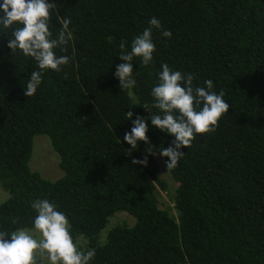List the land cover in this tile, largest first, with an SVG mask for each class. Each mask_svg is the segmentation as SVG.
<instances>
[{"label": "trees", "instance_id": "16d2710c", "mask_svg": "<svg viewBox=\"0 0 264 264\" xmlns=\"http://www.w3.org/2000/svg\"><path fill=\"white\" fill-rule=\"evenodd\" d=\"M48 2L54 37L57 16L71 19V39L56 49L71 59L48 70L34 96L23 87L35 65L7 48L13 29L0 35V188L9 195L0 230L31 227L30 202L47 198L82 247L96 249L90 264H264V0ZM153 16L172 37L153 31V62L133 61L137 87L129 96L113 76L120 46L130 50ZM162 63L192 74L193 87L211 79L231 106L169 171L159 152L172 137L150 121L137 149L122 139L132 127L126 111L148 116L140 105L151 103ZM36 136L49 141L60 179L31 171ZM145 157L146 167L132 164ZM158 159L176 185L173 213L159 209L168 187ZM116 213L133 225L117 224L103 237Z\"/></svg>", "mask_w": 264, "mask_h": 264}, {"label": "clouds", "instance_id": "9594fccd", "mask_svg": "<svg viewBox=\"0 0 264 264\" xmlns=\"http://www.w3.org/2000/svg\"><path fill=\"white\" fill-rule=\"evenodd\" d=\"M54 3L48 0H0V35L13 29L7 48L28 58L35 65L28 76L24 95L32 97L40 88L44 74L48 70L61 71L71 57L57 55L56 49L64 51L71 39L69 28L71 19L57 16L59 33L54 37L50 30V10ZM148 27L135 36L130 50L121 44L118 55L121 61L115 66L113 76L119 88L131 91L137 87L133 72V61L139 59L140 65L149 66L153 62L155 44L152 33L159 31L160 36L171 38L172 32L162 28L161 21L153 16ZM54 27V26H53ZM194 76L173 70L167 63L160 65L157 83L150 91L151 103L142 106L147 117L125 112V119L131 122L130 131L123 135V142L130 150L137 149L139 142H147L146 133L149 121L152 127L172 137L168 147L159 152L167 171L178 166L184 155L183 149L191 146L197 134L211 133L216 130L220 118L228 113L230 104L224 99L225 92L214 91V82L204 80L203 86L193 87ZM135 98L133 103L136 105ZM132 164L146 167L148 160L133 159ZM35 213L31 227L18 228L11 232L0 230V264H90L96 256L95 248L82 247L80 238L72 235V226L66 214L59 210L55 202L47 198H37L30 202Z\"/></svg>", "mask_w": 264, "mask_h": 264}, {"label": "rangeland", "instance_id": "374dc122", "mask_svg": "<svg viewBox=\"0 0 264 264\" xmlns=\"http://www.w3.org/2000/svg\"><path fill=\"white\" fill-rule=\"evenodd\" d=\"M57 156L53 152L49 141L43 136H36L33 139L32 154L29 162V167L32 172L39 173L41 177L49 181H56L63 176L62 171L57 166ZM160 162V159H158ZM161 166V177L167 184V192H159V209L160 210H170L173 213V204L171 202V196L176 185L169 177L166 170ZM9 198V195L0 188V203L5 202ZM120 214V215H119ZM117 215V216H115ZM109 220L108 227L103 232L104 237L107 230L112 228L117 224H126L128 226L133 225V219L123 213H116ZM80 245L83 246L82 241H79Z\"/></svg>", "mask_w": 264, "mask_h": 264}]
</instances>
